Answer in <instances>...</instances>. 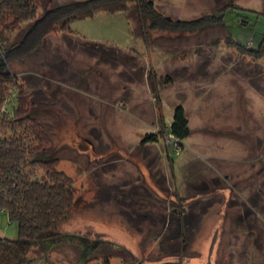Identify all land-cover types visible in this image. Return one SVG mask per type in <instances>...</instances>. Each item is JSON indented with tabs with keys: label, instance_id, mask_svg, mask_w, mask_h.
<instances>
[{
	"label": "rangeland",
	"instance_id": "1",
	"mask_svg": "<svg viewBox=\"0 0 264 264\" xmlns=\"http://www.w3.org/2000/svg\"><path fill=\"white\" fill-rule=\"evenodd\" d=\"M71 1L40 0L36 16ZM152 2L174 20L215 17L227 4L252 13L155 30L145 42L134 3L97 10L13 65L76 189L56 229L77 237L32 247V264H264V57L236 46L257 47L264 0ZM31 24L1 28L0 40L19 41ZM179 105L190 133L170 155ZM148 134L157 141L141 145ZM0 236L18 238L1 211Z\"/></svg>",
	"mask_w": 264,
	"mask_h": 264
},
{
	"label": "trees",
	"instance_id": "2",
	"mask_svg": "<svg viewBox=\"0 0 264 264\" xmlns=\"http://www.w3.org/2000/svg\"><path fill=\"white\" fill-rule=\"evenodd\" d=\"M39 2L40 0H0V30L5 28L13 31L19 29L24 22L32 21L19 41L6 46L0 40V211L7 215L9 222H15L18 227L17 239L9 240L0 236V264H32L27 258L32 247L40 245L48 248L64 238L77 237L57 232V226L72 213L76 189L72 179L56 169L57 153L49 149L48 136L32 117L29 93L18 82L17 73L13 70L15 63L41 47L49 34L72 33V21L97 10L124 11L128 4L134 3L145 42L155 30L193 31L204 23H211L214 18L216 23H224L227 13H252L227 4L215 17L174 20L162 16L155 9L152 0H73L46 8L37 18ZM236 15L247 19L240 21L241 27L249 25L246 14ZM231 37L235 45L236 41L232 35ZM236 46L246 55L262 58L264 33L256 48L240 43ZM88 47L96 49L95 45ZM13 90L17 93L8 107ZM166 132L177 141L180 150L182 139L190 133L188 119L181 105L174 109ZM156 141V135L148 134L140 144ZM171 151L170 155L177 153L172 148Z\"/></svg>",
	"mask_w": 264,
	"mask_h": 264
},
{
	"label": "built area",
	"instance_id": "3",
	"mask_svg": "<svg viewBox=\"0 0 264 264\" xmlns=\"http://www.w3.org/2000/svg\"><path fill=\"white\" fill-rule=\"evenodd\" d=\"M168 136H169V138L166 139L167 146L169 148L171 147L175 151H178L179 150V145H178L177 141L175 139H173V137L171 135H168Z\"/></svg>",
	"mask_w": 264,
	"mask_h": 264
}]
</instances>
